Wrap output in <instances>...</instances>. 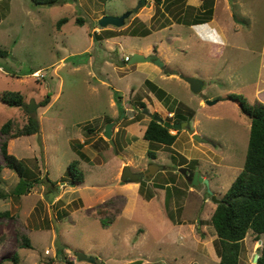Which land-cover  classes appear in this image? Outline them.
<instances>
[{"label":"rangeland","instance_id":"1","mask_svg":"<svg viewBox=\"0 0 264 264\" xmlns=\"http://www.w3.org/2000/svg\"><path fill=\"white\" fill-rule=\"evenodd\" d=\"M212 1L206 0V9L197 12L196 7L185 9L183 1L179 8L184 20L203 17ZM225 1L215 12L229 29L225 27V42L220 35L216 44L201 36L198 26L177 25L178 14L166 7L168 0L160 6L156 0H71L55 5L0 0V49L9 51V56H0V92L21 91L26 99L25 106L0 102V127L9 119L22 127L29 115L39 126L35 134L8 139V150L24 162L27 177L37 178L22 196L12 193L20 177L5 166L1 144L6 136L0 131V176L8 193L0 199V210L9 212L0 217V264H65L68 259L77 264H220L211 221L217 203L208 189L222 199L242 171L251 128L238 101L227 96L238 93L249 103L257 98L264 102V0ZM135 7L123 27L98 24L106 14L121 15ZM62 17L68 21L57 27ZM139 22L152 33L129 34ZM103 29L118 35L98 39ZM168 34L182 37L169 41ZM153 43H160L150 52L165 58L163 67L142 69L125 60L137 47ZM180 75L199 79L201 91L193 92ZM147 79L167 92L163 99ZM141 100L164 120L189 123L178 130L172 146L151 145L143 138L152 115L144 112ZM109 122L115 123V146L104 137ZM129 124L134 125L130 134L125 129ZM82 139L86 148L79 146ZM81 149L88 158H82ZM149 150H156L155 159ZM75 159L85 173L83 184L74 185L68 172ZM152 162L163 169L154 178L121 180L125 164L132 171H146ZM181 166L208 179L209 186L187 180L178 170ZM84 185L117 186L110 198L85 209L79 192ZM76 186V192L69 191ZM132 211L131 220L120 217ZM22 234L28 235L32 249L21 246ZM263 244L264 234L257 239L250 230L239 264H254ZM78 252L97 262L79 261Z\"/></svg>","mask_w":264,"mask_h":264},{"label":"trees","instance_id":"2","mask_svg":"<svg viewBox=\"0 0 264 264\" xmlns=\"http://www.w3.org/2000/svg\"><path fill=\"white\" fill-rule=\"evenodd\" d=\"M36 4L40 5H55L57 3L71 2V0H33ZM165 0H156L158 6L164 3ZM185 0H168L166 7L176 11L177 20L179 22L184 21L186 24L203 23L208 21L213 14V8L210 10H204L205 15L203 17H196L195 20H184L183 10L181 3ZM169 4L173 5L172 7ZM206 0H204V5ZM206 9V8H205ZM160 9H157L159 13ZM156 15V13H155ZM155 17V16H154ZM237 18V15H236ZM239 19V18H238ZM68 21L67 17H62L57 27H60ZM79 22H83V19H78ZM162 27H165L162 24ZM131 35L146 36L151 33L152 29L147 27L143 22H139V26L134 25L127 30ZM103 34L96 36L98 39L110 38L118 35L114 30L103 29ZM0 56H9V51L6 49H0ZM147 84L152 88L153 92L160 98H164L167 92L147 79ZM229 99L238 101L241 110L250 114V139L249 147L246 155L244 167L236 179L233 181L227 192L222 197V202L217 204L212 216L211 221L216 230L219 244H220V264H239L241 245L246 238L247 233L252 230L257 239L264 234V102L255 99L252 103H249L243 94L231 93L227 96ZM0 102L9 106H25L26 99L21 91L4 90L0 92ZM49 99L43 103L47 104ZM142 109L147 107L146 101L141 100L139 102ZM155 115V113H154ZM37 120L29 115L28 122L19 128H16L13 119L7 120L1 127L0 131L6 136L1 144V151L4 157L5 166L14 170L19 175V180L12 190V193L16 196H22L30 192L37 182V178L29 179L27 176L28 171L24 162L19 159L15 154L10 153L8 150V139L12 137L29 136L37 133ZM171 128L164 126L154 118H151L148 122L143 134V138L150 141V144L155 145H167L172 146L179 135V131L176 133L171 132ZM90 131H93L90 129ZM79 146L82 148L83 143L79 142ZM149 157L155 159L157 157L156 150L148 151ZM82 158H88L86 153L81 149ZM185 162L187 160L183 159ZM181 164H184L182 162ZM0 164V172L2 170ZM68 172L73 183H83L85 180V173L79 167V160L75 159L68 165ZM54 183V182H53ZM8 196V193L3 188V180L0 176V199H4ZM110 202L107 200L106 202ZM9 212L0 210V217L8 215ZM21 246L32 249L33 244L30 238L26 234H22ZM259 255L257 262L254 264H264V244L259 249ZM17 259V256L14 257ZM65 264H77L74 261L66 260ZM133 264V263H132Z\"/></svg>","mask_w":264,"mask_h":264},{"label":"water","instance_id":"3","mask_svg":"<svg viewBox=\"0 0 264 264\" xmlns=\"http://www.w3.org/2000/svg\"><path fill=\"white\" fill-rule=\"evenodd\" d=\"M145 1V0H144ZM141 4H139L140 6ZM138 10V7L133 8L132 10H128L126 12H124L121 15H113V14H106L104 16H102L101 18H99L98 20V24L102 27V28H107L108 26H114V27H123L126 24V20L131 16V14L133 12H136ZM153 62L155 64H157L160 67H163L165 65L164 61L156 55L150 54V55H144L142 53H138L135 52L133 53V55L131 56V58L129 59V64H136V63H140V62ZM181 78H183L187 83H189L190 88L193 92L198 93L201 91V87H202V82L194 77L191 76H184V75H180ZM216 100H207L208 104H213L215 103ZM34 102H31V105H33L34 107ZM30 106V105H29ZM31 109V106H30ZM30 111V110H29ZM144 112L147 113L148 115H152V112H150L148 110V108L144 109ZM246 114V113H245ZM248 117H250V114H246ZM153 118L155 120H157L158 122L162 123L164 126L171 128V129H175V130H179L181 128H186L189 127V123L188 122H176V123H172L170 121L164 120L163 117H161L158 114L153 115ZM114 122H109L105 131H104V137L113 145L115 146L114 140H113V126H114ZM37 129L39 130V126H37ZM193 138L197 141H204V138H202L200 135L198 134H193ZM148 171H137V172H133L130 165L129 164H125L123 166L122 172H121V180L124 182H128V181H134V182H141L144 178L146 179H152L155 177V175L157 174V172L162 170V165H159L155 162H152L150 164V166L147 169ZM179 172L182 173L183 175H186L188 172V168L181 166L179 169ZM191 175V173H189ZM198 182H204L207 186H209V181L208 179H204L198 172L194 173V179H193V183L198 184ZM208 193L211 194V198L214 202H216L217 204L221 203L223 200L220 198H217L216 194H214L212 192L211 189H208ZM258 254L255 255L254 257V263L257 262L258 259ZM77 258L79 261H89L92 263H96L97 259L93 256H88L86 253L84 252H78L77 253Z\"/></svg>","mask_w":264,"mask_h":264},{"label":"crops","instance_id":"4","mask_svg":"<svg viewBox=\"0 0 264 264\" xmlns=\"http://www.w3.org/2000/svg\"><path fill=\"white\" fill-rule=\"evenodd\" d=\"M225 1V0H224ZM223 0H214V1H212V8H213V14H212V17L208 20V21H206V22H203V23H192V24H186L184 21H182V22H179V20H177V21H175L176 23H177V25H179V26H182V25H185V26H198L199 27V34H201V36H203L205 39H208V40H211V39H215L216 40V44H218L217 42L219 41V36L220 35H222L223 36V40H224V42H225V37H224V34H225V27H228V29H229V24H223V23H221V22H223L222 20H221V18H217L216 17V12H215V9H216V5H217V7H218V5L219 4H222L223 2H224ZM233 1V0H232ZM226 2V1H225ZM236 2H238V0H236ZM204 0H201V2H198V3H195V4H190L189 2H188V0H186V8L185 9H187L189 6L190 7H196L197 8V10H196V12L197 11H200V10H202V9H205L204 8ZM224 4V3H223ZM227 5H230L229 4V1H228V3H226ZM226 5V6H227ZM223 8H224V5H223ZM220 9V8H219ZM219 9H218V11H219ZM245 14V13H244ZM241 15V14H240ZM217 16H218V14H217ZM166 27V26H165ZM201 27V28H200ZM162 28H164V27H162ZM168 28H170V29H173V25H171L170 24V26H168ZM182 29V28H181ZM170 32V31H169ZM151 33H152V31H151ZM166 33V32H165ZM168 33V32H167ZM178 34H180V33H178ZM161 37H163V35H161ZM168 39H169V41L171 40L170 38H172V37H176V40H179L178 38H180V37H182V35H180V36H178V35H176V36H174V35H170V34H168ZM160 41H162V40H160ZM163 43V42H162ZM159 44L160 43H153V44H149V45H147V46H144V47H137L135 50H134V53L135 52H138V53H142V54H144L145 56L146 55H150L151 54V52H150V50H151V48H153V47H158L159 46ZM221 45V44H220ZM161 50V48H159V51ZM159 55L161 56V54L159 53ZM158 55V56H159ZM162 55H163V50H162ZM164 56V55H163ZM164 57H162L161 56V59L163 60V61H166V60H164L163 59ZM164 63H166V62H164ZM151 65H156L155 63H153V62H140V63H138V67L139 68H142V69H152V66ZM177 76V75H176ZM166 78H167V76H165ZM178 77V76H177ZM179 78L180 79H182V80H184L183 78H181L180 76H179ZM258 99V98H257ZM125 114V113H124ZM113 121V120H112ZM115 125V124H114ZM133 126L134 125H127L126 127H125V129L127 130V133H131L133 130ZM145 129H146V127L144 128V130H143V133H144V131H145ZM194 132H196V131H194ZM193 132V133H194ZM115 133H113V135H114ZM113 135H112V137H113ZM81 143H83L84 144V142H85V139H82L81 141H80ZM86 144H84V148H86ZM83 150V149H82ZM84 151V150H83ZM86 155H87V153H86ZM88 156V155H87ZM156 163V162H155ZM163 170V169H162ZM161 170V171H162ZM85 181V180H84ZM124 182V181H123ZM73 183V182H72ZM74 185H77L76 183H73ZM80 184H83V183H80ZM69 185H70V183H69ZM123 185V184H122ZM83 186V185H82ZM115 186H117V185H113V186H110V187H93V186H85L84 185V187L83 188H79V192H81V197L84 199V208L85 209H87V206H88V208L89 207H91V206H93L95 203H98V202H101V200L102 199H104L105 197H111L112 196V193L113 192H115V189H116V187ZM128 187H129V185L128 186H126V188H124V189H128ZM77 186L76 187H74V188H70L69 189V191H73V192H76V190H77ZM75 199H77V198H75ZM79 199H81V198H79ZM134 213H133V211L130 213V214H125L124 213V215L123 214H121V216L120 217H122L123 219H126V220H131V216L133 215Z\"/></svg>","mask_w":264,"mask_h":264},{"label":"flooded vegetation","instance_id":"5","mask_svg":"<svg viewBox=\"0 0 264 264\" xmlns=\"http://www.w3.org/2000/svg\"><path fill=\"white\" fill-rule=\"evenodd\" d=\"M153 115H154V113H152V117H151V118H153ZM169 117H174V113H173V112H170ZM177 131H178V130H177ZM186 168H187V167H186ZM147 171H148V170H146L145 172H147ZM133 172H137V171H133ZM189 173H191V175H190ZM194 173H195L194 170L188 168V172H187V174L184 175V176L186 177L187 180H190V182L193 183ZM203 178H204V177H203ZM145 179H146V178H144L143 180H145ZM204 179H205V178H204ZM203 183H204V182H203Z\"/></svg>","mask_w":264,"mask_h":264},{"label":"built area","instance_id":"6","mask_svg":"<svg viewBox=\"0 0 264 264\" xmlns=\"http://www.w3.org/2000/svg\"><path fill=\"white\" fill-rule=\"evenodd\" d=\"M129 59H130L129 56H127V57L125 58V60H129ZM69 256H72V255L70 254ZM68 260H69V259H68ZM70 261H72V260H70Z\"/></svg>","mask_w":264,"mask_h":264}]
</instances>
